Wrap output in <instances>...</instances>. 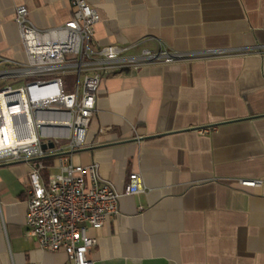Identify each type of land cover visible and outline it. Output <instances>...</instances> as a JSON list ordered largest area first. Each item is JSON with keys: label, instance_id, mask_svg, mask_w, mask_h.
Returning <instances> with one entry per match:
<instances>
[{"label": "crops", "instance_id": "1", "mask_svg": "<svg viewBox=\"0 0 264 264\" xmlns=\"http://www.w3.org/2000/svg\"><path fill=\"white\" fill-rule=\"evenodd\" d=\"M87 1L100 45H264V0ZM17 5L40 29L64 23L71 9L66 0H0V56L23 61ZM96 106L72 160L96 162L119 192L139 172L147 189L122 195L116 217L88 230L93 264H264V183H238L264 178V50L105 75ZM29 184V163L0 166V264H66L63 251L25 232Z\"/></svg>", "mask_w": 264, "mask_h": 264}, {"label": "built area", "instance_id": "2", "mask_svg": "<svg viewBox=\"0 0 264 264\" xmlns=\"http://www.w3.org/2000/svg\"><path fill=\"white\" fill-rule=\"evenodd\" d=\"M66 1L71 17L45 29L31 22L24 5L14 9L25 59L0 56V163L24 160L30 165L26 234L42 249L63 251L66 264H93L88 252L96 237L88 230L116 217L122 195L147 189L141 174L132 171L119 192L99 176L96 162L80 164L71 158L85 144L101 78L147 64L263 51L264 45L196 51L149 48L144 39L100 45L94 38L96 10L87 0ZM67 72L75 75L72 90L64 87ZM44 158H52L51 164ZM49 168L55 172L44 179L41 171ZM238 183L257 187L264 178H242Z\"/></svg>", "mask_w": 264, "mask_h": 264}, {"label": "rangeland", "instance_id": "3", "mask_svg": "<svg viewBox=\"0 0 264 264\" xmlns=\"http://www.w3.org/2000/svg\"><path fill=\"white\" fill-rule=\"evenodd\" d=\"M63 79H64V87L66 90H72L73 86H74V81H75V75L71 72H67L63 75ZM45 144H42V148H45ZM47 169L43 170V173L45 175H47Z\"/></svg>", "mask_w": 264, "mask_h": 264}, {"label": "water", "instance_id": "4", "mask_svg": "<svg viewBox=\"0 0 264 264\" xmlns=\"http://www.w3.org/2000/svg\"><path fill=\"white\" fill-rule=\"evenodd\" d=\"M218 124V123H217ZM198 127H193V128H191V129H197ZM159 134H161V133H159ZM158 134V135H159ZM157 135V134H156ZM156 135H149V136H147V137H152V136H156ZM135 140V139H134ZM49 147H52V144L51 143H49V145H48ZM77 150H79V149H77ZM77 150H75V151H77ZM74 151V152H75ZM20 162H25L24 160H17V161H7V162H2V163H0V166H2V165H10V164H13V163H20Z\"/></svg>", "mask_w": 264, "mask_h": 264}, {"label": "trees", "instance_id": "5", "mask_svg": "<svg viewBox=\"0 0 264 264\" xmlns=\"http://www.w3.org/2000/svg\"><path fill=\"white\" fill-rule=\"evenodd\" d=\"M43 161H44V163H45L46 165H50L51 162H52V158H44ZM42 172H43V171H42ZM43 174H44V173H43ZM44 175H45V174H44Z\"/></svg>", "mask_w": 264, "mask_h": 264}]
</instances>
